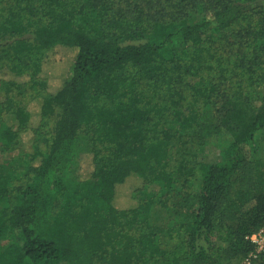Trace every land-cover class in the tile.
I'll list each match as a JSON object with an SVG mask.
<instances>
[{
	"label": "trees",
	"instance_id": "16d2710c",
	"mask_svg": "<svg viewBox=\"0 0 264 264\" xmlns=\"http://www.w3.org/2000/svg\"><path fill=\"white\" fill-rule=\"evenodd\" d=\"M192 8L205 13L193 21ZM58 45L75 58L39 102L46 150L0 179V264L242 262L264 225V0H0V66L37 65ZM0 119L9 149L31 112L7 95ZM225 132L220 159L198 167L196 146ZM83 134L94 168L68 184ZM196 168L198 189L167 224V196ZM134 180L159 191L118 208L117 185Z\"/></svg>",
	"mask_w": 264,
	"mask_h": 264
},
{
	"label": "rangeland",
	"instance_id": "374dc122",
	"mask_svg": "<svg viewBox=\"0 0 264 264\" xmlns=\"http://www.w3.org/2000/svg\"><path fill=\"white\" fill-rule=\"evenodd\" d=\"M142 1L129 0V2L133 3ZM148 4V9L152 13L156 9H159L160 12L158 6L151 3ZM187 11L186 16L193 21L198 20L205 13L203 8H192ZM149 16L154 17L153 15ZM74 58L75 50L73 48L58 45L44 51L37 65L24 66L23 69L15 68L14 71L12 70V64L6 63L7 61L0 66V104L3 103L8 95L31 112L30 121L19 131L17 144L6 149L0 141V179L4 172L13 169L15 171L18 170V172L20 170L24 172L31 152L35 150L36 146L46 150L47 140H49L52 131V120L48 117L40 116L39 102L42 97L57 91L63 75L69 71ZM229 137V134L225 132L209 139L202 145H197L195 151L197 152L196 161L198 163L196 164L198 167L204 163L218 161L229 141ZM90 149V134L81 135L76 142L73 166L67 177L68 184H72L79 176H89L93 171L94 165L92 154L89 153ZM13 159L16 161L13 162ZM254 161L259 168V172L264 173V132L258 136L255 142ZM34 162L37 164V161H33L32 164ZM197 168L195 169V175L190 177L192 180L190 188L184 183V178L182 177L177 186L167 196L168 207L165 218L167 224L177 226L175 220L179 216L182 217L186 212V208L183 207L185 203L184 194L186 191L195 192L200 183V169ZM117 186H119L117 192L118 208L121 209L133 207L141 198L159 191V186L157 185L143 187L142 180H134L132 184L127 183ZM133 193H137V198L132 197ZM5 205H7L6 202H1L0 208ZM214 242L216 246L220 245L217 238H214ZM239 264H242V262H239Z\"/></svg>",
	"mask_w": 264,
	"mask_h": 264
},
{
	"label": "built area",
	"instance_id": "2783aa9c",
	"mask_svg": "<svg viewBox=\"0 0 264 264\" xmlns=\"http://www.w3.org/2000/svg\"><path fill=\"white\" fill-rule=\"evenodd\" d=\"M253 244L254 250L242 261V264H252V262L264 255V225L247 236Z\"/></svg>",
	"mask_w": 264,
	"mask_h": 264
}]
</instances>
